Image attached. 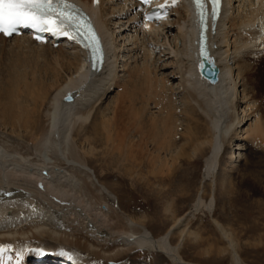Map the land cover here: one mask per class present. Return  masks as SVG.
<instances>
[{
  "label": "bare ground",
  "instance_id": "obj_1",
  "mask_svg": "<svg viewBox=\"0 0 264 264\" xmlns=\"http://www.w3.org/2000/svg\"><path fill=\"white\" fill-rule=\"evenodd\" d=\"M75 1L103 33L101 70L91 71L73 42L0 34V51L9 55L0 86V245H11L4 252L15 261L23 249L26 264H63L40 259L61 249L79 264H131L125 258L135 250L158 253L157 264H200L182 254L184 241L200 237L189 224L199 211L213 213L216 187L225 188L248 145L264 147V119L254 109L264 87V0H224L208 47L219 67L214 83L199 73L195 21L183 2L165 18L144 22L133 0ZM33 48L42 50L34 54ZM205 149L196 199L158 236L121 209L89 165L121 150L124 173L139 176L146 166L160 176ZM207 182L211 195L204 200ZM164 210L171 213L169 204ZM211 218L231 264H246L232 233Z\"/></svg>",
  "mask_w": 264,
  "mask_h": 264
},
{
  "label": "rangeland",
  "instance_id": "obj_2",
  "mask_svg": "<svg viewBox=\"0 0 264 264\" xmlns=\"http://www.w3.org/2000/svg\"><path fill=\"white\" fill-rule=\"evenodd\" d=\"M33 49L34 54L42 50ZM8 62L9 55L0 51V86L5 84V63ZM114 93L115 91L111 94ZM256 93L259 101L254 109L260 108L256 111L260 112L263 120L264 98H261V95L264 97V87L258 88ZM180 101L179 98L176 100L179 107ZM178 114L179 120L185 122L184 116ZM183 139L182 136L176 141L180 143ZM263 140L264 137L262 142ZM95 141L97 148H101L103 142ZM111 141H115L114 137ZM207 152L208 149H205L193 157L185 156L180 160V166L175 167L169 174L160 176L149 173L146 166L139 171L136 170L140 174L135 171L139 176L124 173L121 170L124 169L122 161L117 155L121 150L115 151L110 155L111 158H101L98 155L95 159H89V165L97 178L118 196L121 209L144 220L145 226L158 236L172 223V216L176 217L187 211L196 199ZM243 153L244 158L235 168L229 170L225 188L216 187L213 213L210 215L207 210L199 211L189 224L190 229L197 232L200 237L197 241L192 239L184 241L182 254L186 260L200 264H231L228 253H224L227 242L214 226L211 218L213 216L232 233L237 249L246 264H264V147H258L257 150L248 145ZM113 159H117V162L112 161ZM225 160L226 153L221 158V168ZM143 174L146 176L142 178ZM206 185L202 195L204 200H208L211 195L209 182ZM168 204L172 215L164 210ZM176 240L177 235L174 234L172 242L175 243ZM44 241L52 243L49 238H45ZM157 254L135 250L125 259L131 264H157L160 260ZM93 264L99 262L96 260ZM162 264L173 263L167 260Z\"/></svg>",
  "mask_w": 264,
  "mask_h": 264
},
{
  "label": "snow or ice",
  "instance_id": "obj_3",
  "mask_svg": "<svg viewBox=\"0 0 264 264\" xmlns=\"http://www.w3.org/2000/svg\"><path fill=\"white\" fill-rule=\"evenodd\" d=\"M93 2L95 3L96 0H93ZM148 2L149 0H142L144 4ZM167 2L168 0H165V3L157 7L164 9ZM193 2L197 8L200 22L203 23V3L201 0H193ZM171 3H176V0H171ZM212 4V15L215 16L220 0H212ZM72 7L66 0H0V33L6 36L11 35L16 31L18 25H27L34 29L70 36L72 39H84L87 41L84 46L91 47L94 57L102 60L103 51L94 29L86 18L81 19L68 11ZM149 16L156 19L160 18L155 12L146 13V18H149ZM203 51V47H201V52L203 53ZM10 247L11 245H0V253ZM30 251H34L39 255L44 254L42 249H30ZM59 254L69 255L63 249L60 250ZM17 256H19V253H17ZM17 264H19V260Z\"/></svg>",
  "mask_w": 264,
  "mask_h": 264
},
{
  "label": "water",
  "instance_id": "obj_4",
  "mask_svg": "<svg viewBox=\"0 0 264 264\" xmlns=\"http://www.w3.org/2000/svg\"><path fill=\"white\" fill-rule=\"evenodd\" d=\"M203 61L199 64V68L202 74H204L206 77L209 78V80L211 82H216L218 79V67L216 66V64L214 63V59L211 56H208L206 53L204 54V56L202 57ZM98 60H94L93 64H97ZM205 64H209L207 67L204 68ZM66 100H71L72 99V95H67L65 97Z\"/></svg>",
  "mask_w": 264,
  "mask_h": 264
}]
</instances>
